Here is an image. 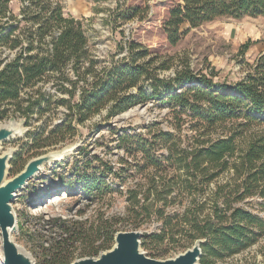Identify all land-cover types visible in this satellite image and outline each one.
I'll list each match as a JSON object with an SVG mask.
<instances>
[{
	"label": "trees",
	"instance_id": "trees-1",
	"mask_svg": "<svg viewBox=\"0 0 264 264\" xmlns=\"http://www.w3.org/2000/svg\"><path fill=\"white\" fill-rule=\"evenodd\" d=\"M63 1L17 0L20 10L15 14L14 0H0V121L14 117L28 126L35 120L44 122L65 105L62 124L48 132L46 140L52 146L75 137L79 127L99 117L88 127L90 135L109 128L116 136L117 149L141 160L133 167L122 159L121 164L126 166L120 174L133 168L137 174L154 173L147 190L126 191L102 190L83 174V191L90 195L99 190L103 195L107 192L124 199L121 221L136 231L153 217L162 221L158 232L143 233L142 250L149 248L154 254L155 248L148 247L149 240L156 246L168 239L174 241V219L179 220V235L187 234L179 239V251L190 249L198 240L204 242L199 264H219L257 246L264 237V217L235 204L256 198L264 214V55L244 79L232 84L216 85L212 77L194 74L188 67L174 78H161V73L172 66L163 62L155 67L153 58L144 61L151 58L150 52L135 42L128 43L124 58L101 67L91 53L82 22L65 15ZM244 17L264 18V0H182L170 11L163 30L175 46L191 29L221 18ZM60 94L68 98L59 100ZM153 100L168 103L179 119H191L196 135L175 139L160 130L158 135L146 138L126 130L119 134L112 128L116 117ZM47 128L44 122L41 135ZM162 151L167 154L165 160L178 165L182 175L171 179L163 176L169 169L159 160ZM104 170L114 173L113 166ZM229 173L232 178L220 184V177ZM212 185L215 191L208 199L203 198ZM74 189L70 186L66 191ZM176 190L181 198H193L179 216L171 218L166 210L173 203L167 199ZM103 231L105 241L88 252L89 258L113 248L119 231L113 226ZM60 245L65 249L67 242H58L56 247ZM260 253L264 264V248ZM57 255L46 264L73 263Z\"/></svg>",
	"mask_w": 264,
	"mask_h": 264
},
{
	"label": "rangeland",
	"instance_id": "rangeland-1",
	"mask_svg": "<svg viewBox=\"0 0 264 264\" xmlns=\"http://www.w3.org/2000/svg\"><path fill=\"white\" fill-rule=\"evenodd\" d=\"M181 3L182 0H64L63 6L65 15L82 22L91 53L101 67L124 58L128 43L135 42L150 52L151 58L144 61L153 58L156 60L155 67L163 62L172 66L169 71L161 73V78H174L177 72L188 67L194 74L212 77L216 85L225 82L232 84L244 79L264 55V18H221L191 29L177 45L172 46L164 33L163 24L170 11ZM12 9L15 14L19 13L20 4L17 0H14ZM121 48L124 50L121 51ZM2 59L0 54V60ZM145 89L150 91L148 86ZM136 92L137 90L133 91ZM58 98L67 99L68 96L60 94ZM65 114L66 106L60 105L54 115L44 120L49 128L43 135L40 133L44 123L42 120L32 121L28 126H24L22 119L14 117H6L0 121V127L11 123L21 127L20 136L1 145V156L14 152L7 180L23 171L32 159L47 154H63L61 161L45 166L17 194L12 204L17 217L14 239L34 264L53 261L56 252L59 253L57 256H64L71 262L89 258L88 252L95 251L105 241V227L113 226L119 232L136 231L121 221L125 209L124 199L107 192L103 195L99 190L85 195L83 174L102 190L107 187L126 191L139 188L147 190L154 173V170H150L137 174L133 168L129 173L120 174V169L126 166L121 164L122 159L133 167L141 160L127 157L118 150L116 136L111 134L109 128L94 137L90 135L88 127L98 122L99 117L84 127H79V133L75 137L51 146L46 140L48 132L62 124ZM192 123L185 116L179 119L178 115L171 113L168 103L153 100L116 117L112 120V128L119 134L126 130L130 134H141L146 138L158 135L161 130L179 139V135L189 138L196 135L191 128ZM97 139L100 140L96 142ZM166 155L164 151L158 154L162 165L169 169L163 176L171 179L182 175V171L177 170L178 165L165 160ZM105 166H113L114 173L106 174ZM231 178V173L225 174L220 177L219 183L225 184ZM70 186L75 189L67 192ZM214 191L215 186L212 185L203 198L208 199ZM191 198L193 197L187 195L179 197V191L176 190L167 199L173 204L167 208L166 216H179ZM259 204L260 200L255 198L236 203L235 206L264 217ZM173 224H177L173 231L174 241L168 239L164 244L156 246L149 240L148 247L155 248L154 254L148 251L149 248L143 252L155 260H170L183 254L185 251H179L176 246L179 245V239H185L187 234L179 235L178 219H174ZM162 225V221L153 217L144 228L137 231L153 234ZM1 241L0 232V247ZM58 242H67L65 249L64 245L57 248ZM262 248L264 237L251 250L219 264H262ZM164 250L169 251L164 253Z\"/></svg>",
	"mask_w": 264,
	"mask_h": 264
},
{
	"label": "water",
	"instance_id": "water-1",
	"mask_svg": "<svg viewBox=\"0 0 264 264\" xmlns=\"http://www.w3.org/2000/svg\"><path fill=\"white\" fill-rule=\"evenodd\" d=\"M20 129L21 127H17L15 123L0 127V149L4 142L20 136ZM13 154L14 152L0 155L1 264H34L31 257L17 245L14 239V234L17 232V217L12 204L17 194L22 192L45 166L58 163L62 160L63 154L62 156L47 154L32 159L22 172L7 180ZM142 238L143 233L140 231L119 232L114 238V246L111 250L101 253L98 257L84 258L71 264H199L204 243L202 240L196 241L190 249L174 259L155 260L143 252Z\"/></svg>",
	"mask_w": 264,
	"mask_h": 264
},
{
	"label": "bare ground",
	"instance_id": "bare-ground-1",
	"mask_svg": "<svg viewBox=\"0 0 264 264\" xmlns=\"http://www.w3.org/2000/svg\"><path fill=\"white\" fill-rule=\"evenodd\" d=\"M58 201V199H56V201L55 202H57Z\"/></svg>",
	"mask_w": 264,
	"mask_h": 264
}]
</instances>
